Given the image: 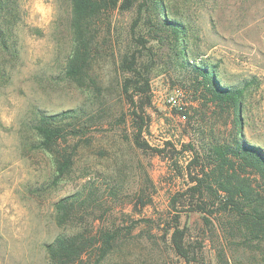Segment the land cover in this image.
Here are the masks:
<instances>
[{"label": "rangeland", "instance_id": "1", "mask_svg": "<svg viewBox=\"0 0 264 264\" xmlns=\"http://www.w3.org/2000/svg\"><path fill=\"white\" fill-rule=\"evenodd\" d=\"M164 4L168 18L186 23L191 60L216 65L222 83L256 82L245 91L242 134L264 145V0ZM136 5L97 20L98 54L90 70L96 85L80 87L65 77L72 47L70 0H12L0 34V264H48L46 245L86 220L90 230L137 222L101 264H264L263 248L225 237L224 215L214 213L206 222L187 203L170 205L199 170L185 145L201 151L214 140L231 141L237 131L231 115L194 94L186 79L184 85L168 39L154 31L155 15L143 14L132 32ZM139 34L146 39L142 69L151 86L142 137L161 153L134 145L130 106L121 91L126 73L120 57L136 48L132 36ZM173 91L179 92V106L166 100ZM67 110L101 117L85 134L69 139L77 143L72 169L53 185V160L35 147L33 125L40 112ZM240 175L260 192L258 174L247 168ZM75 194L87 202L74 222L58 226L55 203ZM175 226L183 231L189 260L173 248Z\"/></svg>", "mask_w": 264, "mask_h": 264}, {"label": "trees", "instance_id": "2", "mask_svg": "<svg viewBox=\"0 0 264 264\" xmlns=\"http://www.w3.org/2000/svg\"><path fill=\"white\" fill-rule=\"evenodd\" d=\"M136 3L137 17L132 23V32L143 14L150 15L151 12L155 15L158 19L154 31L161 40L168 39L184 82L187 80L194 94H199L206 103L211 102L220 112L229 117L231 115L237 131L231 141L214 140L201 145V151L189 143L185 145L184 150L193 153V161L199 170L190 176V185L185 190L172 195V209L180 202L187 203L190 205L189 211L202 213L206 222L210 221L209 217L214 213L222 214L227 218L223 223L227 239L234 241L233 244L264 249V145L251 143L242 134L245 91L256 82L246 80L241 84L222 83L216 65L206 59L197 60L195 56L191 60L192 54L186 44V23L182 18L167 17L169 14L164 0H70L69 31L72 47L65 64V77L80 87L96 85L95 76L90 74L98 54L96 22L112 10H130ZM11 4L12 0H0L1 36L4 17L10 12ZM132 40L136 48L127 49L121 55L119 64L120 69L126 73L121 82V91L130 106L132 140L140 150L149 149L161 153L162 150L152 149L142 137L149 120L145 108L151 103L150 77L142 69L143 53L147 47L146 39L141 34L133 35ZM184 85L187 86L186 82ZM84 116L85 112L80 110L56 114L40 112L37 123L33 125L38 136L35 147L52 157L53 185H57L72 169L77 143L70 144L69 139L85 134L86 128L98 123L101 114L87 118ZM247 168L258 174L260 192H256L250 182L240 175ZM86 202L87 197L81 198L79 194L58 200L54 205L56 224L63 226L74 222ZM135 224L136 221L126 228L110 225L90 230V222L86 220L80 229L70 234H60L46 245L48 264H101L122 239L130 236ZM171 238L175 252L189 260L191 255L182 229L175 226Z\"/></svg>", "mask_w": 264, "mask_h": 264}, {"label": "built area", "instance_id": "3", "mask_svg": "<svg viewBox=\"0 0 264 264\" xmlns=\"http://www.w3.org/2000/svg\"><path fill=\"white\" fill-rule=\"evenodd\" d=\"M167 102L169 103V105L171 106H179L180 105V101H179V92L178 91H173L171 94H169L166 97ZM183 119L185 118V114H182L181 116Z\"/></svg>", "mask_w": 264, "mask_h": 264}]
</instances>
